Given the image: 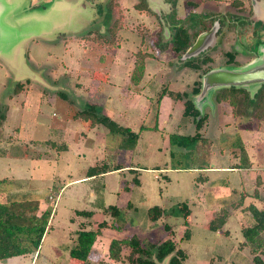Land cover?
<instances>
[{"label":"rangeland","instance_id":"obj_1","mask_svg":"<svg viewBox=\"0 0 264 264\" xmlns=\"http://www.w3.org/2000/svg\"><path fill=\"white\" fill-rule=\"evenodd\" d=\"M2 2L0 178L7 181L0 183V203L31 202L37 215L51 213L37 252L0 264H72L76 231L96 230L99 222L105 227L93 246L94 264H129L128 244L109 245L133 237L141 247L175 244L187 254L184 264H252L250 250L256 246L243 234L247 227L261 243L264 260V232L256 233L247 210L251 204L264 210V119L253 117L254 104L234 117L222 103L200 111L194 105L199 112L194 119L183 114V101L163 93L190 92L205 72L254 58L264 48V28L254 26L252 15L239 8L213 17L217 30L194 56L200 68L192 69L181 64L185 59L173 50L169 30H161L171 17L146 8V0ZM179 10L178 23L190 33L201 30L203 15ZM211 20L205 25L212 26ZM113 29L117 33L109 32ZM136 63L143 67L141 76ZM89 101L137 133V141L122 142L102 124L73 119ZM193 135L183 144L181 137ZM48 137L64 139L67 150L47 146ZM118 165L124 167L89 176L90 167ZM182 203L189 209L186 225L177 212ZM109 205L118 207L115 217L103 211ZM153 206L163 210L156 221L147 212ZM221 213L226 215L221 229H208ZM158 264H167V257Z\"/></svg>","mask_w":264,"mask_h":264},{"label":"trees","instance_id":"obj_2","mask_svg":"<svg viewBox=\"0 0 264 264\" xmlns=\"http://www.w3.org/2000/svg\"><path fill=\"white\" fill-rule=\"evenodd\" d=\"M139 6V4H137ZM221 22L225 21L221 18ZM202 24V23H201ZM202 28L205 25L202 24ZM162 30V28H161ZM112 33H117V30L113 29L109 31ZM170 41L172 43V48L177 54H183L185 50L194 42L199 31L188 32L187 29L179 23V25L172 26L169 29ZM100 36V35H99ZM98 37V36H97ZM111 36V40H112ZM109 40V39H108ZM113 41V40H112ZM115 41V40H114ZM97 42H102L103 44L109 45L108 42H104L100 37L97 38ZM114 44V42H113ZM201 54V53H199ZM201 57L204 55H200ZM200 57H190L181 62L184 67H189L192 69H199L200 65L198 60ZM137 73H142V65L136 63ZM139 69V70H138ZM205 72V70L203 71ZM202 72V73H203ZM141 76V74H140ZM201 82L196 80L190 89V92H173L163 90V93H167L174 100H181L184 103L183 114L191 115L194 119L198 115V110L194 107L192 102V97L196 95L200 90ZM19 86V85H17ZM214 102H227L233 107V114L240 116L247 112V109L251 104H254L256 117H264V84L257 90L253 97L249 96V93L242 88L235 87H225L220 88L214 92L213 95ZM77 117L87 120L91 125L102 124L110 132L117 133L122 137V142L134 144L138 139V134L130 131L129 128L122 127L118 125L114 120H112L107 115L97 111L95 105L86 104V106L76 113ZM4 119V115L0 110V120ZM202 118L196 121V128L198 129L201 125ZM197 135L189 137H181L183 144L191 139L194 140ZM171 138V137H170ZM56 140V139H55ZM49 140L46 141L52 148L56 150H65L66 144L60 138V140ZM89 176H94L100 173H105L110 170L120 169L121 166H115L114 168H104L101 170H95L96 167H90ZM31 202H18L11 201L9 203H0V260H5L13 256H20L25 254L33 253L35 254L40 246L41 240L45 232L47 231V219L46 215H50L51 211H43L41 215H37V205H33ZM129 206V205H128ZM247 210L255 218L258 228L256 233L264 231V210H259L254 205H249ZM104 212L110 213L111 216L115 217L119 211L118 207L115 205H109L103 209ZM149 218L151 221H156L159 219L163 210L158 206H153L147 210ZM177 212L183 217L184 224H187V217L189 215V209L185 203H182L177 207ZM78 214L89 215V211H78ZM225 214H218L214 216L207 224V228L213 231H218L224 224ZM105 224L103 222L98 223V228L96 230H86L81 228L76 231L74 244L69 250V255L73 259V264H92L88 255L92 249L93 244L96 241L97 236L100 234V229L103 228ZM105 227V226H104ZM164 228H168L166 224ZM243 234L248 236L251 244L256 247L251 248V261L252 264H264L263 258L260 256L261 253V243L256 240L251 234H253V228H243ZM189 237V230L186 228L183 233V238L187 239ZM125 243L130 246V251L128 254V261L130 263L138 264H158L162 262L167 257V264H184L187 254L180 248H176L175 244L167 245L164 248V244L161 246L148 243L145 247H141L139 241L136 238H131L128 240H117L113 239L109 245V248H113L114 245ZM260 249V250H258Z\"/></svg>","mask_w":264,"mask_h":264},{"label":"water","instance_id":"obj_3","mask_svg":"<svg viewBox=\"0 0 264 264\" xmlns=\"http://www.w3.org/2000/svg\"><path fill=\"white\" fill-rule=\"evenodd\" d=\"M5 4L0 0V14L5 9ZM216 22L206 31L200 32L194 42L185 50L183 59L194 57L203 52L210 44L216 32ZM199 92L192 97L196 108L212 104V93L220 88L235 87L249 92L250 97L264 84V48L257 51L256 56L247 63L236 67H221L211 69L201 77Z\"/></svg>","mask_w":264,"mask_h":264},{"label":"crops","instance_id":"obj_4","mask_svg":"<svg viewBox=\"0 0 264 264\" xmlns=\"http://www.w3.org/2000/svg\"><path fill=\"white\" fill-rule=\"evenodd\" d=\"M146 3H147V5L145 6L146 8H150L151 11L153 9V10L159 11L160 13L163 12V14L169 15L171 17V21L172 22L174 20H176V23H177V21H179V19L182 18L181 16H178V17L176 16V14H179L180 13L179 8L181 6L182 10L183 11L184 10L187 11L188 14L194 13V14H199V15H203V16H207V15H210V16L211 15H213V16L225 15L227 13H232L233 10H237V9L240 8V9L245 10V12L243 14H245V15H247V14L252 15V17L255 20V22H261L262 25H264V0H146ZM178 3H180V6L178 5ZM222 8H225V12L224 13L219 12V9H222ZM188 14H186V15L183 14V15H185V17H186ZM172 22H170V21L167 22V25L166 26L167 27H168V25L169 26H172ZM202 24L205 25L204 22H202ZM143 26L146 29H149L150 30V28L148 26H145V25H143ZM162 26H164V27H162ZM162 26H161V28H162L163 32H166V31L169 30V29H167V27L165 25H162ZM261 29L262 28H260V30ZM116 44H118V43H116ZM116 44L114 46H116ZM103 45L106 46V44H103ZM96 74H97L96 77H100V74L99 73H96ZM18 85L19 86H17V87H20L18 89H21L22 84L21 83H18ZM77 85H80V83H77ZM214 92L211 95V101H212L211 107H213V103L214 104L215 103H222L223 105H225V106H227L229 108V111H230V113H231L232 116H234V117L243 116V115H240V116L234 115L233 114V107L230 106L225 101H223V102H214V100H213ZM87 104L95 105L96 103L94 101H89ZM183 109H184V106H183ZM78 111H80V110H77V111H75L72 114L73 119H82V118L76 116V113ZM247 112L244 115H246ZM253 117L255 119H257V120L264 119V117L263 118H258L256 116H253ZM82 120H84V119H82ZM84 121H87V120H84ZM89 125L90 126H94V125H91L90 123H89ZM51 129H53V128H51ZM50 130H49V132H50ZM50 133L48 134L49 136H50ZM61 133L63 134V132H61ZM49 140H52V139H50L48 137V139L43 140V141L45 142V144L47 146L51 147L49 144L46 143V141H49ZM62 140L64 141V139H62ZM65 150H67V145H66V149ZM120 166H121V168L124 167L123 165H120ZM234 168H236V167H234ZM116 170H119V169H116ZM110 171H112V170H110ZM4 180L7 181V178L6 177H1L0 178V183H3ZM260 182H262V181L261 180H258V183H260ZM49 198L51 199V196ZM221 214H224V213H221ZM225 222H226V215H225L224 223ZM79 229H81V228H78V230ZM224 232L227 233V231H224ZM100 233H101V229H100ZM97 239H98V236L96 238V241H97ZM96 241H95V243H96ZM73 244H74V242H73ZM94 244H93V246H94ZM93 246H92V249H91V251L89 252V255H88V257L91 260L92 264H94V261H96L98 259V254L94 251ZM25 255H27V254H25ZM20 256H24V255H20ZM32 259H33V257H32ZM70 260H71V263L73 264V259L71 257H70Z\"/></svg>","mask_w":264,"mask_h":264},{"label":"flooded vegetation","instance_id":"obj_5","mask_svg":"<svg viewBox=\"0 0 264 264\" xmlns=\"http://www.w3.org/2000/svg\"><path fill=\"white\" fill-rule=\"evenodd\" d=\"M213 17H216V16H213V15H211V16H210V15L203 16V17H201V21H200L199 23L201 24L202 22H204V21H205L206 19H208V18H211V19H212L211 21H212V22H213V21L215 22L216 20H214ZM217 19H218V18H217ZM202 20H203V21H202ZM214 22H213V23H214ZM253 24H254L255 27H256V25H257L259 28H264V25H262L261 22H255V21H254ZM174 25H179V23H178V22L176 23V20H174V21L172 22V26H174ZM212 25H213V24H212ZM172 26H171V27H172ZM204 27H206V28H201V30L199 31V33L208 30V29L211 27V25H210V26L205 25ZM255 29H256V28H253V30H255ZM199 33H198V34H199ZM198 34H197V35H198ZM196 37H197V36H196ZM259 39H260V38H259Z\"/></svg>","mask_w":264,"mask_h":264}]
</instances>
